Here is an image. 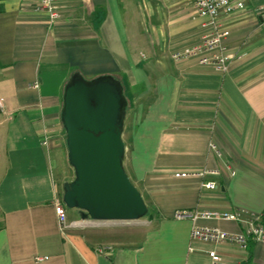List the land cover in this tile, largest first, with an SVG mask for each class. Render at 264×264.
<instances>
[{
  "label": "crops",
  "instance_id": "obj_1",
  "mask_svg": "<svg viewBox=\"0 0 264 264\" xmlns=\"http://www.w3.org/2000/svg\"><path fill=\"white\" fill-rule=\"evenodd\" d=\"M242 1L218 16L223 42L242 53L221 72L174 58L209 30L193 0H57L52 25L25 0H0V264H212L209 250L224 264H264V242L243 251L191 238L194 223L237 232L242 222L176 216L238 210L264 224V0ZM75 72L123 86V167L147 205L141 223L75 208L58 220L53 165ZM203 169L220 174L175 176Z\"/></svg>",
  "mask_w": 264,
  "mask_h": 264
},
{
  "label": "water",
  "instance_id": "obj_2",
  "mask_svg": "<svg viewBox=\"0 0 264 264\" xmlns=\"http://www.w3.org/2000/svg\"><path fill=\"white\" fill-rule=\"evenodd\" d=\"M127 104L121 82L110 74L88 79L75 72L64 85L60 121L74 177L63 182L61 198L82 218L130 221L147 214L123 167Z\"/></svg>",
  "mask_w": 264,
  "mask_h": 264
},
{
  "label": "built area",
  "instance_id": "obj_3",
  "mask_svg": "<svg viewBox=\"0 0 264 264\" xmlns=\"http://www.w3.org/2000/svg\"><path fill=\"white\" fill-rule=\"evenodd\" d=\"M34 12L43 13L47 16L48 24L52 25L59 20L60 14L57 10V0H25ZM195 13L197 16L205 17L207 20L203 26H209L202 41L192 49L182 53H176L174 58L195 57L197 62L202 65H211L215 70L225 72L229 64L242 56V53L235 52L228 48L224 41L226 31L222 29L218 22V16L221 12L231 13L235 8H242V0H193ZM264 16V8H258ZM46 141V137H45ZM219 175L217 169H203L195 172H176L175 176L183 177L189 175ZM207 188H216L214 181H208L202 184ZM55 213L61 224L66 221V206L62 198L57 196L53 200ZM177 217L191 216L193 221L198 218H221L236 222H242L244 227L237 232L226 231L217 227L200 225L194 223L191 230V238L198 239L214 244H233L245 251L249 241L264 242V224L261 222V215L244 216L241 211L215 213L208 210L195 209L192 211L182 210L176 214ZM208 255L212 264H224L222 257L216 250H209Z\"/></svg>",
  "mask_w": 264,
  "mask_h": 264
},
{
  "label": "rangeland",
  "instance_id": "obj_4",
  "mask_svg": "<svg viewBox=\"0 0 264 264\" xmlns=\"http://www.w3.org/2000/svg\"><path fill=\"white\" fill-rule=\"evenodd\" d=\"M129 105V104H127ZM128 108V106H127ZM63 142H62V152L60 153L57 158L54 160V165H53V172L55 176L57 177V186L58 190L62 196V183L63 181H68L73 179L74 177V171L71 165L68 162L67 159V149H66V144H65V133L63 136ZM67 208V207H66ZM69 209V208H67ZM142 219L136 220V221H108V222H114L112 224H134V223H141Z\"/></svg>",
  "mask_w": 264,
  "mask_h": 264
},
{
  "label": "trees",
  "instance_id": "obj_5",
  "mask_svg": "<svg viewBox=\"0 0 264 264\" xmlns=\"http://www.w3.org/2000/svg\"><path fill=\"white\" fill-rule=\"evenodd\" d=\"M264 213V212H263Z\"/></svg>",
  "mask_w": 264,
  "mask_h": 264
}]
</instances>
